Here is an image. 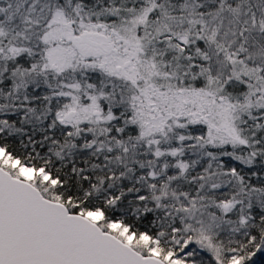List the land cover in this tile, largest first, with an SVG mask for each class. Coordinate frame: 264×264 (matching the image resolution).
Listing matches in <instances>:
<instances>
[{
    "label": "snow or ice",
    "instance_id": "obj_1",
    "mask_svg": "<svg viewBox=\"0 0 264 264\" xmlns=\"http://www.w3.org/2000/svg\"><path fill=\"white\" fill-rule=\"evenodd\" d=\"M0 264H264V0H0Z\"/></svg>",
    "mask_w": 264,
    "mask_h": 264
}]
</instances>
